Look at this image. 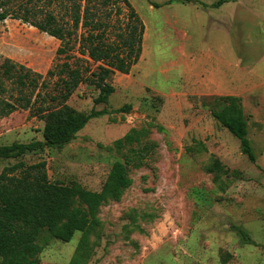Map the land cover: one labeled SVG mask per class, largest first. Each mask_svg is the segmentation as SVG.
<instances>
[{
	"label": "rangeland",
	"instance_id": "1",
	"mask_svg": "<svg viewBox=\"0 0 264 264\" xmlns=\"http://www.w3.org/2000/svg\"><path fill=\"white\" fill-rule=\"evenodd\" d=\"M128 1L144 23L142 50L128 74L108 78L114 91L94 105L108 113L91 118L61 149L0 159V174L100 191L120 158L114 142L130 128L147 129L151 153L129 166L132 183L120 199L98 208L99 225L84 245L77 247L80 232L68 242L44 233L37 263L68 264L77 254L78 264H264V0L218 7L200 4L216 0ZM79 2L0 0L8 17L0 23V63L9 58L43 76L34 91L3 82L1 98L30 97L33 104L0 118V145L42 139L35 108L57 92V76L47 71L77 61L73 52L57 53L60 41L32 24L53 16L69 27ZM121 7L119 15H101L111 39L125 28ZM85 77L66 102L88 112L98 90ZM228 94L241 100L254 162L209 110L212 95Z\"/></svg>",
	"mask_w": 264,
	"mask_h": 264
},
{
	"label": "trees",
	"instance_id": "2",
	"mask_svg": "<svg viewBox=\"0 0 264 264\" xmlns=\"http://www.w3.org/2000/svg\"><path fill=\"white\" fill-rule=\"evenodd\" d=\"M172 1L187 0H168L167 3ZM225 1L200 4L218 7ZM121 5L128 11L125 28L111 39L106 35L110 21L103 19V16L105 14L109 18L108 10H114V14L119 15ZM6 16V11L0 12V19ZM24 19L27 20L26 17ZM32 25L60 41L57 53L73 52L69 53V57L74 58L77 65L71 67L69 63L63 62L59 68L47 71L48 76H57V92L49 96L50 104H40L35 108V116L43 120L42 139L1 144L0 159L18 158L45 148L61 149L68 144L91 118L108 113L105 108H94L96 104H106L114 91L108 78L115 71L128 74L139 60L142 50L144 23L128 0H80L71 11L69 27L57 25L53 16H48L45 23ZM80 28L82 32H79ZM75 43L78 44L76 49ZM90 61L96 64L94 69L88 65ZM86 74L98 90V95L92 99L93 107L88 112L79 111L66 102L75 88L87 80ZM42 78V74L16 64L9 58L0 63V92L4 90L2 86L5 81L17 86L19 91H22L20 87L34 91L40 85L38 80ZM10 96L13 98L10 101L0 97V118L17 108L31 109L33 103L30 97L14 99L13 95ZM212 97L215 100V105L209 108L212 116L238 139L241 152L254 162L255 155L247 137V123L240 98L230 94ZM126 106L129 108V105ZM147 134L144 127L130 128L115 140L120 158L112 163L100 191L84 189L78 183L62 185L0 174V264H38L36 256L43 249L39 241L44 233L68 242L75 232H80L77 247L84 245L99 225L98 208L109 200L120 199L123 191L132 183L129 166H140L151 153L152 146L146 139ZM236 229L243 240L252 243L243 228ZM75 256L78 257L74 255L68 264H78Z\"/></svg>",
	"mask_w": 264,
	"mask_h": 264
},
{
	"label": "built area",
	"instance_id": "3",
	"mask_svg": "<svg viewBox=\"0 0 264 264\" xmlns=\"http://www.w3.org/2000/svg\"><path fill=\"white\" fill-rule=\"evenodd\" d=\"M7 18H8V17L6 16L5 18L0 19V23H1V22H5V21L7 20Z\"/></svg>",
	"mask_w": 264,
	"mask_h": 264
},
{
	"label": "crops",
	"instance_id": "4",
	"mask_svg": "<svg viewBox=\"0 0 264 264\" xmlns=\"http://www.w3.org/2000/svg\"><path fill=\"white\" fill-rule=\"evenodd\" d=\"M212 89H214V88H212Z\"/></svg>",
	"mask_w": 264,
	"mask_h": 264
}]
</instances>
